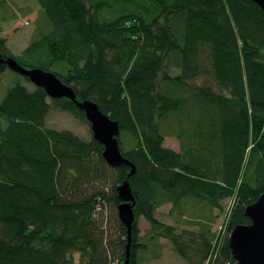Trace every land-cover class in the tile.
I'll use <instances>...</instances> for the list:
<instances>
[{
    "label": "trees",
    "instance_id": "16d2710c",
    "mask_svg": "<svg viewBox=\"0 0 264 264\" xmlns=\"http://www.w3.org/2000/svg\"><path fill=\"white\" fill-rule=\"evenodd\" d=\"M37 3L50 29L14 54L0 24L2 57L51 71L78 99L95 101L118 121L120 150L136 172L110 166L93 137L46 124L52 107L87 122L73 101L9 86L0 101V264H124L117 186L126 178L135 197L130 264L149 251L140 217L150 241L166 238L187 264H236L229 233L251 222L245 208L264 193V10L252 0ZM7 69L0 63V80ZM168 135L179 151L165 146ZM230 198L219 237L213 217L178 230L156 216L170 204L176 218L189 201L212 215ZM107 203L118 234L107 228Z\"/></svg>",
    "mask_w": 264,
    "mask_h": 264
},
{
    "label": "rangeland",
    "instance_id": "374dc122",
    "mask_svg": "<svg viewBox=\"0 0 264 264\" xmlns=\"http://www.w3.org/2000/svg\"><path fill=\"white\" fill-rule=\"evenodd\" d=\"M1 35L6 38V45L14 54H20L24 48L36 37L37 32L47 31L50 25L42 14L37 0H7V6L3 11L0 10ZM204 79H199L202 83ZM15 82H21L30 90L34 88L32 83L25 76L7 69L0 80V101L7 88ZM46 124L58 130H69L77 134L84 140H90L93 137L88 121L81 120L74 114L52 107L46 117ZM165 146L176 151L180 150V143L175 136H166ZM110 187V186H109ZM233 199L224 201V210H213L210 214L209 208L194 201L187 203V211L178 215L176 218L169 214L171 205L165 204L160 207L156 216L164 223L175 225L178 230L183 228L196 229L195 224L199 218L213 217V231L219 236L225 232V222L227 214L232 207ZM102 212L106 217V225L110 232L118 234V223L116 221V207L106 204ZM193 222V224H192ZM141 244L148 246L149 251L139 250V264H187L173 249L171 243L166 238H159L157 245L149 239L150 224L144 218L140 217L139 222ZM76 262L79 260V254H75Z\"/></svg>",
    "mask_w": 264,
    "mask_h": 264
},
{
    "label": "water",
    "instance_id": "95a60500",
    "mask_svg": "<svg viewBox=\"0 0 264 264\" xmlns=\"http://www.w3.org/2000/svg\"><path fill=\"white\" fill-rule=\"evenodd\" d=\"M252 1L264 10V0ZM2 62L14 72L26 76L34 85L43 88L50 98H68L73 101L77 108L84 112L93 132V138L103 145L102 155L106 162L112 167L128 165L131 168L128 176L135 174L134 164L120 150L118 121L102 112L95 101L78 99L74 89L51 71L39 67H24L14 57H2L0 52V63ZM117 192L121 200L118 205V215L128 233L124 264H130L135 197L127 178L117 186ZM245 214L251 222L246 225H236L229 233L228 243L231 254L236 264H264V193L256 201L246 206Z\"/></svg>",
    "mask_w": 264,
    "mask_h": 264
}]
</instances>
